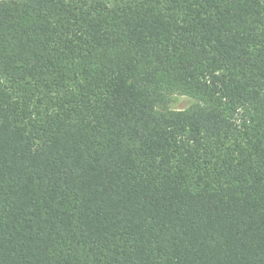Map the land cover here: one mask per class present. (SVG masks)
Returning <instances> with one entry per match:
<instances>
[{"label": "trees", "instance_id": "trees-1", "mask_svg": "<svg viewBox=\"0 0 264 264\" xmlns=\"http://www.w3.org/2000/svg\"><path fill=\"white\" fill-rule=\"evenodd\" d=\"M0 264H264V0H0Z\"/></svg>", "mask_w": 264, "mask_h": 264}, {"label": "rangeland", "instance_id": "rangeland-1", "mask_svg": "<svg viewBox=\"0 0 264 264\" xmlns=\"http://www.w3.org/2000/svg\"><path fill=\"white\" fill-rule=\"evenodd\" d=\"M193 103V99L182 95H173L170 97L168 102L161 106L160 109H185Z\"/></svg>", "mask_w": 264, "mask_h": 264}]
</instances>
